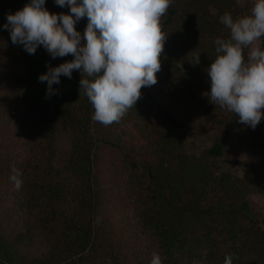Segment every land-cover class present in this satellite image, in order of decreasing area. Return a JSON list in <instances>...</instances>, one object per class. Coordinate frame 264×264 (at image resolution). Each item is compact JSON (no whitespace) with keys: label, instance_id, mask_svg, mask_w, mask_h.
<instances>
[{"label":"trees","instance_id":"trees-1","mask_svg":"<svg viewBox=\"0 0 264 264\" xmlns=\"http://www.w3.org/2000/svg\"><path fill=\"white\" fill-rule=\"evenodd\" d=\"M29 3L0 0V264H150L153 253L162 264H224L233 254V264H264V219L248 203L264 192V116L252 129L207 94L214 40L230 36L219 17L250 14L238 15L234 0H173L157 83L104 126L78 70L50 98L38 81L71 55L52 58L43 46L30 55L2 27ZM44 8L71 14L55 0ZM87 23L75 24L81 36ZM230 142L242 160H221Z\"/></svg>","mask_w":264,"mask_h":264},{"label":"clouds","instance_id":"clouds-1","mask_svg":"<svg viewBox=\"0 0 264 264\" xmlns=\"http://www.w3.org/2000/svg\"><path fill=\"white\" fill-rule=\"evenodd\" d=\"M173 0H55L68 6L71 14L49 13L45 0H31L14 14L7 15L2 27L9 30L14 45L35 54L39 46L52 58L71 55L73 59L38 76L46 82V98L57 94L53 84L60 77L71 79L72 72L81 73L80 89L90 101L92 119L104 126L119 122L141 98V88L157 83L161 69L166 34L161 18ZM87 17L83 36L75 24ZM219 22L230 30L227 39L214 40L217 53L210 63L212 104L230 111L240 123L252 129L264 116V50L257 41L264 37V0H255L251 14L234 20L225 12ZM84 41L82 44L81 41ZM252 46L245 61L244 49ZM199 53L193 64H199ZM82 74L86 78H82ZM9 179L18 191L21 173L13 166ZM234 254L224 264H233ZM150 264H162L153 253Z\"/></svg>","mask_w":264,"mask_h":264},{"label":"rangeland","instance_id":"rangeland-1","mask_svg":"<svg viewBox=\"0 0 264 264\" xmlns=\"http://www.w3.org/2000/svg\"><path fill=\"white\" fill-rule=\"evenodd\" d=\"M236 10L242 15L244 13L251 14V9L254 6L255 0H234ZM258 44V41H257ZM252 46H250L251 49ZM243 158V153L238 149L233 142H230L229 145L224 149L223 156L221 160H236L240 161ZM219 162V161H218ZM222 167V165H221ZM248 203L250 207L264 219V192L259 195H250L248 197ZM264 231V226L262 225Z\"/></svg>","mask_w":264,"mask_h":264}]
</instances>
